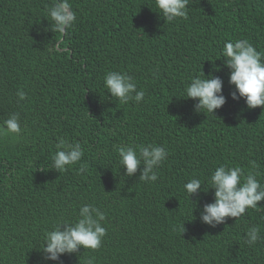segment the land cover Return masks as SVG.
Masks as SVG:
<instances>
[{"label": "trees", "instance_id": "trees-1", "mask_svg": "<svg viewBox=\"0 0 264 264\" xmlns=\"http://www.w3.org/2000/svg\"><path fill=\"white\" fill-rule=\"evenodd\" d=\"M53 2L0 0V125L18 112L23 129L0 135V264H264V200L216 227L200 219L214 202V189H203L220 165L257 172L264 185V106L231 97L221 58L235 39L264 52V0H189L188 18L172 22L155 0H70L77 19L64 33L48 19ZM108 71L131 75L144 100L111 98ZM203 71L224 80L227 100L215 114L177 97ZM58 137L84 151L62 173L51 167ZM148 144L168 157L146 183L143 165L126 175L116 149ZM191 178L202 182L197 209L183 187ZM83 204L106 214L102 246L43 261L44 233L75 222ZM252 225L262 239L249 246Z\"/></svg>", "mask_w": 264, "mask_h": 264}, {"label": "clouds", "instance_id": "clouds-1", "mask_svg": "<svg viewBox=\"0 0 264 264\" xmlns=\"http://www.w3.org/2000/svg\"><path fill=\"white\" fill-rule=\"evenodd\" d=\"M157 12L166 20L172 22L177 18H188L189 0H155ZM48 19L55 32L64 33L70 29L77 19L72 10L70 0H54L47 10ZM221 58L229 69L228 83L234 86L230 93L234 100L244 99L248 109L264 106V52L249 42L248 39L228 40L224 43ZM104 87L111 98L121 104L129 101L140 103L144 100L145 91L137 90L134 78L126 72L108 71L104 76ZM224 80L215 75V72L193 76L187 84L180 98H191L196 101L194 110L197 113L215 114V111L225 105L227 97L224 95ZM20 100L26 99L27 94L18 90ZM23 131L18 112L9 114V117L0 125V135H19ZM56 151L52 154L51 167L66 172L69 167L82 160L84 151L81 144L69 142L58 137L55 145ZM119 164L126 168V175L132 176L140 171L139 180L155 182L158 179L156 169L168 157V150L156 144L118 146ZM252 167H258L255 161ZM86 163H81L79 172L84 173ZM259 173L251 170L245 175L240 166L220 165L208 177L209 189H214V202L205 203L200 211V219L216 227L224 224L227 218H239L245 214L246 209H257L264 200V185L257 179ZM185 191L192 198L199 196L202 182L198 178H191L183 185ZM195 202V209L200 205ZM106 221V214L93 204H83L79 208L75 222L64 221L56 224L51 230L44 233L42 242L38 247L43 261H58L63 254L78 252L81 247L96 250L102 246L103 238L107 234L102 222ZM181 230L184 225L180 226ZM261 228L252 225L247 228L244 237L245 244L255 245L262 239ZM86 264H94V258L87 260Z\"/></svg>", "mask_w": 264, "mask_h": 264}]
</instances>
